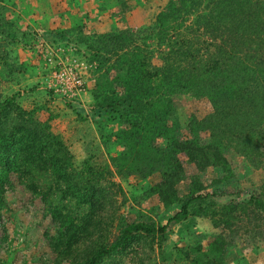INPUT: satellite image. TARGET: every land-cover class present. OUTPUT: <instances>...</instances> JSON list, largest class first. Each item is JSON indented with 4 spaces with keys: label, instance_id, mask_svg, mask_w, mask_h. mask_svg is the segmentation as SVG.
<instances>
[{
    "label": "trees",
    "instance_id": "16d2710c",
    "mask_svg": "<svg viewBox=\"0 0 264 264\" xmlns=\"http://www.w3.org/2000/svg\"><path fill=\"white\" fill-rule=\"evenodd\" d=\"M191 14L197 16L196 36L181 37L173 43H178L176 49L170 44L158 68L152 67L150 55L140 47L122 53L117 50L115 61L105 67L109 59L102 50L109 49L111 55L110 46L116 44L117 36L96 37L97 51L89 55L98 62L91 90L92 111L100 122L107 124L118 116L124 125L109 133L125 146L111 158L116 175L146 178L159 173L160 179L146 190V195H157L165 208L180 202L175 220L209 217L216 227L232 228L242 218L264 217V194L230 199L220 205L208 201V193H200L204 185L197 178H193L191 191L182 200L177 186L186 176L182 156L201 171L221 167L230 177L233 170L226 155L230 146L253 166L264 168V0L171 1L169 8L157 15L159 40L170 42L171 29ZM200 31L212 36L211 45L199 41ZM113 70L118 79L110 78ZM118 85L122 87L120 92ZM178 94L207 97L213 107L203 119L191 116L188 128L192 136L187 139L177 135L181 122L173 97ZM34 115L14 97L0 101V194L13 187V173L35 176L51 172L56 190L50 185L48 189L53 196L57 194V201L51 202L49 209L59 227L57 235L49 238L58 252L55 264H101L106 257L127 248L135 233L165 232L155 223L131 222L111 243L78 248L80 226L69 205L96 206L95 191L85 186V176L75 167L74 155L62 136ZM206 131L210 140L205 143L201 133ZM159 139H166L167 144L160 145ZM108 183L121 190L110 177ZM227 237L230 235L218 234L207 250L199 245L190 250L195 257L191 258L188 251L185 255L191 258V264H225L228 247L234 242Z\"/></svg>",
    "mask_w": 264,
    "mask_h": 264
},
{
    "label": "rangeland",
    "instance_id": "374dc122",
    "mask_svg": "<svg viewBox=\"0 0 264 264\" xmlns=\"http://www.w3.org/2000/svg\"><path fill=\"white\" fill-rule=\"evenodd\" d=\"M171 1L177 0H0V101L11 96L23 106L36 97V108L23 107L33 110L38 122L48 123L57 133L56 125L52 124L54 112L62 107L74 109L76 100L66 101L50 91L46 45L63 47L66 52L72 44L77 45L78 51L91 61L90 56L97 51L96 37L116 35V44L110 46L111 55L109 49L102 50L109 59L105 67L112 65L118 52L140 47L150 55L152 67L158 68L170 44L183 37L193 38L198 29L194 24L197 16L191 14L185 22L171 29L170 42L159 40L157 15L169 8ZM198 35L201 43L211 45V35L202 31ZM177 44H173L175 49ZM90 74L86 75L89 90L88 84L93 89L98 75L95 70ZM115 77L118 79L113 70L110 78ZM117 90L122 91L121 85ZM173 100L181 122L177 135L181 139L190 138L191 116L205 118L212 112V104L204 96L178 94ZM118 119L115 116L108 127L114 132L124 127ZM80 123L86 125L83 119ZM60 135L69 148L73 146L65 135ZM201 136L205 143L210 140L209 131L202 132ZM158 143L165 146L167 140L159 139ZM71 151L75 167L85 176V186H92L97 201L96 206L70 202L69 207L74 210L80 226L76 239L78 248L85 250L111 243L131 222L155 223L165 230L163 234L135 233L127 248L106 257L101 264H191L190 259L196 255L191 248L200 245L207 250L209 243L221 233L234 240L228 247L225 264H264V236L261 234L264 233V217L242 218L232 228L216 227L209 217L175 220L181 209L180 202L165 208L157 195H146V190L160 179L159 173L146 178L118 176L111 160L113 156H107L94 143L84 154ZM226 155L233 170L230 177L221 167L201 171L182 156L186 176L177 186L181 200L191 191L193 178L204 185L200 193H208V201L220 205L230 199L263 195L264 168L253 166L233 146L227 148ZM109 177L121 190L108 183ZM11 179L13 187L0 194V264H55L58 252L51 247L49 238L57 235L59 227L49 205L57 201V194L53 196L48 189L50 185L56 190L54 177L47 170L35 176L13 173ZM33 184L35 186H31ZM186 251L191 258H187Z\"/></svg>",
    "mask_w": 264,
    "mask_h": 264
},
{
    "label": "crops",
    "instance_id": "0c3cea01",
    "mask_svg": "<svg viewBox=\"0 0 264 264\" xmlns=\"http://www.w3.org/2000/svg\"><path fill=\"white\" fill-rule=\"evenodd\" d=\"M92 87L91 84H88V88L92 89ZM91 89H87L79 99L74 101V109L62 107L56 110L54 112L55 118H53L52 124L56 125L55 131L65 135L71 145H73L70 147L71 150H76V152L83 151L84 154L88 151L89 146H92V143H94L95 146L100 147L107 156L118 155L122 151L123 146L118 144L114 137L112 138L110 136L109 133L114 132L111 128H108L111 122L106 124L98 121L100 117L92 111L93 98ZM35 98L36 97H33V101L30 103L26 101V105L23 106L27 109L36 108L35 106L38 100ZM81 119H83V121L85 120L86 125L80 123ZM83 126H85L87 130H85ZM92 139H94L95 142H92Z\"/></svg>",
    "mask_w": 264,
    "mask_h": 264
},
{
    "label": "built area",
    "instance_id": "2783aa9c",
    "mask_svg": "<svg viewBox=\"0 0 264 264\" xmlns=\"http://www.w3.org/2000/svg\"><path fill=\"white\" fill-rule=\"evenodd\" d=\"M46 45V64L48 65V87L50 91L65 99L74 101L79 99L86 89V75L97 69L96 60H88L78 51L77 45L68 48Z\"/></svg>",
    "mask_w": 264,
    "mask_h": 264
}]
</instances>
